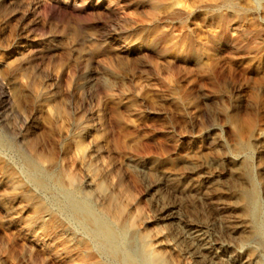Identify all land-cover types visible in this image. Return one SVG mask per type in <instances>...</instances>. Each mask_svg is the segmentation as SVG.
Segmentation results:
<instances>
[{
	"label": "rangeland",
	"instance_id": "obj_1",
	"mask_svg": "<svg viewBox=\"0 0 264 264\" xmlns=\"http://www.w3.org/2000/svg\"><path fill=\"white\" fill-rule=\"evenodd\" d=\"M0 137V264H264V0H0Z\"/></svg>",
	"mask_w": 264,
	"mask_h": 264
},
{
	"label": "bare ground",
	"instance_id": "obj_2",
	"mask_svg": "<svg viewBox=\"0 0 264 264\" xmlns=\"http://www.w3.org/2000/svg\"><path fill=\"white\" fill-rule=\"evenodd\" d=\"M1 143H2V139L0 137V144ZM29 168H30V171L32 172L31 173L32 180L38 186H43V178L41 176L37 175V171L32 165L29 164ZM248 198H249L248 207H250V209L254 210L256 208L254 193H251L250 195H248ZM72 210H73L72 211L73 215L86 228H88L90 230L93 237H95L96 239H98L102 243L103 247L105 248V250L108 252V255L110 256L112 264H118L117 254L114 250V245L116 243V236H115L114 231L112 229H110L109 225L104 221H101L99 219H94L92 217L94 212H92L91 209L84 206L83 204H80V202H73L72 203ZM35 223H37V218L35 219ZM3 226H4V224H2L0 222V227H3ZM132 261H128L126 264H134Z\"/></svg>",
	"mask_w": 264,
	"mask_h": 264
}]
</instances>
